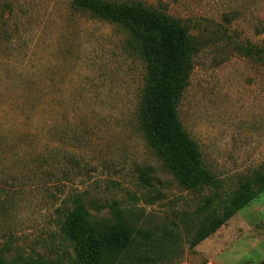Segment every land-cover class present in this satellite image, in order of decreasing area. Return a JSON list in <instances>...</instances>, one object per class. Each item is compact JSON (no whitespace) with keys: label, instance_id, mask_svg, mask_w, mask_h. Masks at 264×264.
Returning <instances> with one entry per match:
<instances>
[{"label":"rangeland","instance_id":"374dc122","mask_svg":"<svg viewBox=\"0 0 264 264\" xmlns=\"http://www.w3.org/2000/svg\"><path fill=\"white\" fill-rule=\"evenodd\" d=\"M112 1L187 27L176 115L211 181L185 188L150 146L120 26L70 0H0V264H83L73 210L174 233L161 264H264V66L237 52L264 45V0Z\"/></svg>","mask_w":264,"mask_h":264},{"label":"trees","instance_id":"16d2710c","mask_svg":"<svg viewBox=\"0 0 264 264\" xmlns=\"http://www.w3.org/2000/svg\"><path fill=\"white\" fill-rule=\"evenodd\" d=\"M70 3L76 10L89 12L123 29L127 50L144 65L136 117L146 139L185 188L209 183L210 174L201 166L197 146L186 136L176 115L191 71L193 46L187 27L138 1L70 0ZM237 52L264 66V45L241 42ZM258 174V180L264 181V173ZM142 178L148 183L145 174ZM66 232L83 264H161L176 251V235L172 232L157 235L128 222H92L85 212L77 210L68 215Z\"/></svg>","mask_w":264,"mask_h":264}]
</instances>
